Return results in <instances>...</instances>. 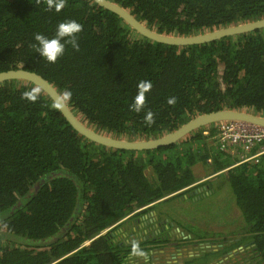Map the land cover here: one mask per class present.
<instances>
[{
  "label": "trees",
  "instance_id": "16d2710c",
  "mask_svg": "<svg viewBox=\"0 0 264 264\" xmlns=\"http://www.w3.org/2000/svg\"><path fill=\"white\" fill-rule=\"evenodd\" d=\"M114 1L152 29L182 36L264 17V0ZM69 19L83 26L79 48L66 45L55 63L45 61L32 47L34 34L51 37L56 25ZM19 67L41 74L62 95L70 91L67 101L76 114L116 138L160 137L221 109L264 115V28L178 46L139 34L94 0H65L59 12L48 9L46 0H0V72ZM141 80L152 87L137 113L130 104ZM33 89L39 90L35 102L22 95ZM170 97L174 104L167 103ZM55 105L31 82L0 83V264L131 263L136 242L102 232L197 183L193 168L199 163L211 176L212 193L218 195L224 182L231 186L245 224L222 239L188 229L192 239L173 242L221 246L190 256L185 264H201L210 250L218 258L247 242L253 243L251 263L264 264V153L243 162L229 145L222 149V122L153 150L109 148L81 135ZM148 111L151 123L144 119ZM260 151L257 145L248 155ZM220 176L224 182L215 183ZM166 241L138 244L147 253Z\"/></svg>",
  "mask_w": 264,
  "mask_h": 264
},
{
  "label": "water",
  "instance_id": "95a60500",
  "mask_svg": "<svg viewBox=\"0 0 264 264\" xmlns=\"http://www.w3.org/2000/svg\"><path fill=\"white\" fill-rule=\"evenodd\" d=\"M94 1L101 7L119 15L128 25H130L131 28L136 30L139 34L153 41L169 45L189 46L196 44H205L208 42L216 41L226 36L247 33L250 31L264 28L263 17L253 21H247L235 25L225 26L218 29L208 30L202 33L192 35L182 36L166 34L160 33L157 30L152 29L151 27L146 25V23L138 19L134 14H132L129 9L115 2L114 0ZM10 79H18L31 82L36 87L42 89L43 92H46V94H48L52 98L55 104L63 103L64 106L59 109L63 113L65 118L68 120V122L74 127V129H76L81 135H83L87 139L97 144H101L114 149L144 151L161 148L163 146L174 144L180 141L181 139H185L190 133H192L198 128L224 121H241L264 127L263 114H258L248 109H221L217 111L201 113L192 118L191 120L187 121L186 123L182 124L176 130L168 132L160 137L140 140L116 138L114 136L102 133L94 129L92 126H89L87 122L80 117V115L76 114L73 108L68 104L67 100L61 101L60 97L63 96L62 92L59 91L49 80H47L41 74L35 71L27 70L23 67L0 72V83ZM198 167L202 171L201 174H198L200 180L208 178L207 172L205 171L202 163L195 165L193 169L195 171H198ZM213 245H211V243L209 242L201 243L200 248L203 250L209 249ZM240 249L243 248L240 247ZM235 251L236 249L234 251L229 252V255H231ZM219 262H222V259H220Z\"/></svg>",
  "mask_w": 264,
  "mask_h": 264
},
{
  "label": "flooded vegetation",
  "instance_id": "af4514ba",
  "mask_svg": "<svg viewBox=\"0 0 264 264\" xmlns=\"http://www.w3.org/2000/svg\"><path fill=\"white\" fill-rule=\"evenodd\" d=\"M199 170L196 172L198 174L202 173L201 169ZM145 172L146 175H150L148 171ZM210 187L211 183L208 178L205 181L199 180L190 187L181 190L180 192L182 193L177 195L173 194L169 199L166 197L164 198L166 200L151 205V207L154 206L153 209L150 207L145 211V209L142 208L138 211L131 212L115 225L106 228L102 234L108 232L111 237H115L116 239H124L126 242L134 240L136 243H144L148 240H152L153 242L164 239L169 240L165 242V245L163 244L161 246L151 248L147 253L144 252L143 256L136 255L134 253L130 254L129 258H131V263L129 264H134V259L141 261V264H172L177 261L181 264H185V260L188 257L199 255L200 252L205 249L203 250L200 248V244L202 242H186L184 244L173 242L175 239H192L194 236L186 229H176L177 223L175 221L185 219L193 225L198 223L195 218L204 208L199 205H202V202H206L203 199L211 198L215 195L212 193L213 191L209 190ZM173 200L175 203H173L174 206H171L168 202ZM191 202H195L194 205L197 204L193 207L195 210H190ZM167 204H169L168 208H165ZM161 205L165 211L158 209ZM252 244L247 242L246 244L240 245L243 246V250L246 252L237 258L238 260L235 264H252ZM211 245H213L212 242ZM213 246H215L213 249H217L218 246H221V244L218 245L215 243ZM220 257H218L219 260ZM217 259L209 264H219L220 262Z\"/></svg>",
  "mask_w": 264,
  "mask_h": 264
},
{
  "label": "rangeland",
  "instance_id": "374dc122",
  "mask_svg": "<svg viewBox=\"0 0 264 264\" xmlns=\"http://www.w3.org/2000/svg\"><path fill=\"white\" fill-rule=\"evenodd\" d=\"M217 124V123H215ZM233 155H240L241 153L238 152L237 149L232 151ZM223 183L224 179L222 176L219 177V179L215 183ZM236 196L231 188V186L228 183H223L222 189L220 193L217 195L215 194L211 198H205L206 202H202V205H199L200 207H204L203 210H201L198 215L196 216L195 220L198 221V223L194 224L193 226L188 225L186 223H182V221L176 220L177 223L176 229H192L195 232V235L202 236V238H214L218 237L222 239L221 236L223 234H235L239 233V230H242L240 227H242L245 224V219L242 211L240 210ZM171 206H174L173 201L168 202ZM167 204L165 208H168ZM195 202L190 203V210L193 209ZM162 211H165L163 206L161 205L159 208ZM194 220V219H193ZM236 229V230H235ZM236 231V232H235ZM231 237V236H229ZM224 238V236H223ZM228 242V240H226ZM224 241V242H226ZM218 243H220L218 241ZM240 247L243 248V246H238L237 248L231 249L229 252L234 251L231 255H229V252L225 253L223 256L220 257L222 259V262L219 264H235L237 263V258L239 256H242L246 251L243 249H240ZM217 251L210 250L207 252L203 257L202 260L198 261V263L201 264H209L211 262H214L217 258H214L217 254ZM219 260V258L217 259ZM236 261V262H235ZM190 264H195L194 261H191Z\"/></svg>",
  "mask_w": 264,
  "mask_h": 264
},
{
  "label": "clouds",
  "instance_id": "9594fccd",
  "mask_svg": "<svg viewBox=\"0 0 264 264\" xmlns=\"http://www.w3.org/2000/svg\"><path fill=\"white\" fill-rule=\"evenodd\" d=\"M46 5L48 9H55L59 12L65 6V0H46ZM82 24L78 23L76 20H64L56 25L54 34L49 37L44 34H34L35 43L32 47L35 49L36 53L39 54L45 61L49 63H55L57 59L63 56L65 52L66 45H71L73 49H78V33L82 31ZM152 84L150 81L141 80L137 85V95L133 98V102L130 104V109L139 113L145 104L146 93L150 91ZM38 89H33L30 91H25L22 95L29 101L35 102L38 95ZM71 92L65 91L63 96L60 97L61 101H65L70 98ZM168 104L175 103V97H170L167 101ZM63 103L56 104L55 107L62 108ZM144 119L147 123H151L153 120V113L148 111ZM211 176L208 177L210 179ZM207 179V178H206ZM200 180V181H205ZM132 252L136 255L143 256L144 252L140 249L138 243H133Z\"/></svg>",
  "mask_w": 264,
  "mask_h": 264
},
{
  "label": "built area",
  "instance_id": "2783aa9c",
  "mask_svg": "<svg viewBox=\"0 0 264 264\" xmlns=\"http://www.w3.org/2000/svg\"><path fill=\"white\" fill-rule=\"evenodd\" d=\"M218 127L221 148L224 149L228 145L232 148L231 151L241 148L243 151L240 157L243 162L257 160L258 156L264 153V127L241 121H224ZM257 145L262 151L248 155Z\"/></svg>",
  "mask_w": 264,
  "mask_h": 264
},
{
  "label": "bare ground",
  "instance_id": "6f19581e",
  "mask_svg": "<svg viewBox=\"0 0 264 264\" xmlns=\"http://www.w3.org/2000/svg\"><path fill=\"white\" fill-rule=\"evenodd\" d=\"M200 171V170H199ZM201 174V173H200Z\"/></svg>",
  "mask_w": 264,
  "mask_h": 264
},
{
  "label": "crops",
  "instance_id": "0c3cea01",
  "mask_svg": "<svg viewBox=\"0 0 264 264\" xmlns=\"http://www.w3.org/2000/svg\"><path fill=\"white\" fill-rule=\"evenodd\" d=\"M199 168V167H198Z\"/></svg>",
  "mask_w": 264,
  "mask_h": 264
}]
</instances>
